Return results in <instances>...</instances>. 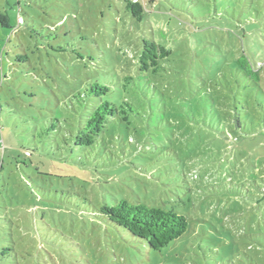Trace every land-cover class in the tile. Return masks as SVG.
Returning <instances> with one entry per match:
<instances>
[{"label": "rangeland", "instance_id": "obj_1", "mask_svg": "<svg viewBox=\"0 0 264 264\" xmlns=\"http://www.w3.org/2000/svg\"><path fill=\"white\" fill-rule=\"evenodd\" d=\"M141 3L0 0V264H264V0ZM122 200L188 230L152 249L103 214Z\"/></svg>", "mask_w": 264, "mask_h": 264}, {"label": "trees", "instance_id": "obj_2", "mask_svg": "<svg viewBox=\"0 0 264 264\" xmlns=\"http://www.w3.org/2000/svg\"><path fill=\"white\" fill-rule=\"evenodd\" d=\"M126 2L127 9L133 17L141 20L144 14L141 0H126ZM170 54L171 51L165 46L154 40L144 39L139 57L140 71L158 72L161 61ZM102 89L106 90L105 87ZM118 111L117 105L110 102H104L94 109L87 122L79 130L76 145L92 146L104 131L107 117L114 116ZM102 212L110 222L126 229L133 237L145 241L150 248L155 250H160L180 238L189 226L188 218L173 209L152 207L143 203L132 204L127 200L119 201L114 206L105 205L102 207Z\"/></svg>", "mask_w": 264, "mask_h": 264}, {"label": "built area", "instance_id": "obj_3", "mask_svg": "<svg viewBox=\"0 0 264 264\" xmlns=\"http://www.w3.org/2000/svg\"><path fill=\"white\" fill-rule=\"evenodd\" d=\"M134 1H137V0H134ZM22 21V20H21Z\"/></svg>", "mask_w": 264, "mask_h": 264}]
</instances>
